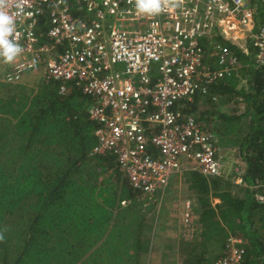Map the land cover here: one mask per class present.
I'll return each instance as SVG.
<instances>
[{"label":"trees","instance_id":"obj_1","mask_svg":"<svg viewBox=\"0 0 264 264\" xmlns=\"http://www.w3.org/2000/svg\"><path fill=\"white\" fill-rule=\"evenodd\" d=\"M249 1L254 22L264 23V0ZM48 19L43 11L36 28L42 43ZM218 42L237 56L236 70L243 67L173 107L211 131L219 148H235L243 176L237 184L232 171L194 175L198 193L218 203L206 211V237L183 264H215L226 256L230 235L243 241L244 264H264V203L253 188L264 182V65L251 44L244 52L218 36L201 41L204 64L217 68ZM90 104L76 89L59 95L52 80L27 93L0 81V264H140L147 252L143 214L131 228L138 214L132 207L147 208L145 197L130 187L113 155L93 153L98 124L88 117Z\"/></svg>","mask_w":264,"mask_h":264},{"label":"built area","instance_id":"obj_2","mask_svg":"<svg viewBox=\"0 0 264 264\" xmlns=\"http://www.w3.org/2000/svg\"><path fill=\"white\" fill-rule=\"evenodd\" d=\"M5 10L23 51L9 62L4 81L17 83L45 65L59 95L76 89L89 98L88 117L98 124L93 153L113 155L133 190L162 193L175 174L227 175L215 135L173 106L206 93L237 67L235 53L220 42L213 48L217 68L204 64V38L218 36L244 52L251 44L264 65V23L254 22L249 0H169L156 14L137 11L136 0H8ZM43 11L45 43L36 32ZM232 173L241 184L239 160ZM253 188L264 203V182ZM190 207L185 201L179 209L186 241L196 234ZM242 244L230 235L226 256L215 264H244Z\"/></svg>","mask_w":264,"mask_h":264},{"label":"crops","instance_id":"obj_3","mask_svg":"<svg viewBox=\"0 0 264 264\" xmlns=\"http://www.w3.org/2000/svg\"><path fill=\"white\" fill-rule=\"evenodd\" d=\"M242 67L243 66L240 65L237 70L236 67L232 71V74L238 72V70H240ZM243 81L244 80H242V83ZM220 150L225 158L226 155L231 152L232 153L234 152L233 155L235 157V160L238 156L237 150L235 148L231 149L225 146V147H220ZM194 175H195L194 172L172 175V177L169 180L168 186L165 190L167 199L165 201V204H161V206L164 205L167 215L163 217V223L161 224V232H160L161 238H159V241H161L162 244H164L165 242L166 244H170L171 242H173L174 252L173 250H168L167 247L163 245L161 247L152 246L148 254L142 255V257L146 256V258H141L140 264H144V262L146 264H183L188 256V253L194 247V245L198 243L200 240L202 241L204 237H206L204 224H203V221L204 222L209 221V218L206 216L207 215L206 211H210L209 212L210 214L213 213L212 210L214 211L216 210L215 205L218 203V200L212 197H208L207 195L202 196V194L200 195L198 193L199 191L196 190L194 184ZM175 185L177 186V191H174ZM187 190L189 191L186 194L192 195L190 197L191 199L187 201H189L191 204L190 207L191 214L193 221L196 225V234L195 237L193 238L194 240L190 244H187V242L190 241H186L181 237L180 222H179L180 213L175 212L176 210L179 211V209H181V203L179 204L176 203L177 201L182 200L185 197V192ZM162 194L163 192L160 193L161 196H163ZM160 195L157 196L158 199H160ZM172 195H174V197H172ZM176 195H177V199H175ZM168 198L175 200H169ZM174 212L177 215H175ZM175 223H177V225ZM177 226H179V229L177 228ZM209 236H211L210 233L207 237Z\"/></svg>","mask_w":264,"mask_h":264},{"label":"rangeland","instance_id":"obj_4","mask_svg":"<svg viewBox=\"0 0 264 264\" xmlns=\"http://www.w3.org/2000/svg\"><path fill=\"white\" fill-rule=\"evenodd\" d=\"M262 16H264V8L260 11ZM261 19V17H260ZM9 66V62H5L2 63L0 61V81H4V77H5V73L6 70ZM48 83V79L47 76L45 74V65L41 66L40 69L35 72V73H28L25 74L24 76H22V78L20 79L19 82H17L16 84L19 86L20 91L22 92H29L30 89H36L38 86H41L42 84L46 85ZM228 111V110H227ZM234 153V152H233ZM233 153H228L226 155V158L224 157V162H225V166H226V173L229 174L230 171L233 168L234 165V161H235V157L233 155ZM172 177V176H171ZM168 186V185H167ZM167 188V187H166ZM165 188V190H166ZM165 190L163 191V196L160 195L159 193H156L152 196H144L145 200V206H147V208H144L142 210V205H140L139 207L134 205V210L132 207V211H136L138 214L131 217V220L134 222L133 225L131 226L132 230L135 227L136 223L142 219L140 214H143L145 217V221L146 224L145 226L140 227V225H138L141 229H142V233L143 235L146 237L144 239H142V242L144 244H146L147 246V252L145 254H148L150 248L153 247H161L162 245L167 247L168 250H173L174 252V243L171 242L170 244H166V242L164 244H162L161 241H159V238H161V224L163 223V217H165L167 215V212L165 211V207L164 205L161 206V204H165L166 201V194H165ZM174 191H177V186L175 185L174 187ZM189 190H187L185 192V197L182 200L177 201L176 204L179 203H183L187 200H190L191 198V194H186ZM158 195H160V199H158ZM172 197H174V195H172ZM162 198V199H161ZM169 200H175L177 199V195L175 196V199H170ZM151 202H154L155 204H151ZM130 203V201H129ZM129 203H126L125 206H127ZM175 211V210H173ZM175 212L181 213L180 211L176 210ZM174 212V213H175ZM175 215H177L175 213ZM174 215V216H175ZM180 216V215H179ZM177 221V218H176ZM179 222H180V217H179ZM177 225V223H175ZM177 228L179 229V226H177ZM172 229V228H171ZM190 244V243H187ZM143 254V255H145ZM141 258H146V256H141ZM144 264H146L144 262Z\"/></svg>","mask_w":264,"mask_h":264},{"label":"clouds","instance_id":"obj_5","mask_svg":"<svg viewBox=\"0 0 264 264\" xmlns=\"http://www.w3.org/2000/svg\"><path fill=\"white\" fill-rule=\"evenodd\" d=\"M168 2L169 0H136V8L141 13L156 14L162 10V4ZM7 4L8 0H0V57L6 63L12 62L23 51L19 43L12 38L15 32V23L13 15L5 10ZM237 160L236 158L235 162ZM3 239V234H0V241Z\"/></svg>","mask_w":264,"mask_h":264}]
</instances>
